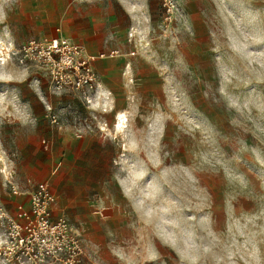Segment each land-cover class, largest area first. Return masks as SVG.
<instances>
[{
	"label": "rangeland",
	"instance_id": "374dc122",
	"mask_svg": "<svg viewBox=\"0 0 264 264\" xmlns=\"http://www.w3.org/2000/svg\"><path fill=\"white\" fill-rule=\"evenodd\" d=\"M95 11L112 29L97 33V53L140 69L121 133L114 99L56 94L10 53L75 37ZM84 129L96 145L68 155L69 192L77 210L122 208L128 264H264V0H0V220L52 169L58 132Z\"/></svg>",
	"mask_w": 264,
	"mask_h": 264
},
{
	"label": "built area",
	"instance_id": "2783aa9c",
	"mask_svg": "<svg viewBox=\"0 0 264 264\" xmlns=\"http://www.w3.org/2000/svg\"><path fill=\"white\" fill-rule=\"evenodd\" d=\"M10 53L19 64L44 71L56 94L75 90L89 102L90 94L98 90L95 57L65 36L30 40ZM12 191L19 194L18 187L13 186ZM28 202L27 207L18 203L16 216L0 220V264H81L86 247L68 218L55 214L49 182L38 183Z\"/></svg>",
	"mask_w": 264,
	"mask_h": 264
},
{
	"label": "crops",
	"instance_id": "0c3cea01",
	"mask_svg": "<svg viewBox=\"0 0 264 264\" xmlns=\"http://www.w3.org/2000/svg\"><path fill=\"white\" fill-rule=\"evenodd\" d=\"M92 13H95L94 16L90 15ZM82 19H88V24L85 21L80 22L76 29L77 36H70V33L61 30L64 34L60 36H65L81 44L88 55L95 57L93 64L98 76V90L94 94V99L98 102V105L103 103V107L107 104L110 106L111 101L114 99V103H116L114 112L118 114V110L122 109V104L128 103V91L125 89L129 85L128 75L131 73V69L136 74H139L140 69L134 65L131 67L128 64L129 58L126 53L118 54L117 51H111L108 55L106 53H97L100 52L96 49V44L98 43L97 33L112 30L107 27L108 14L103 11L89 12L87 15L82 14ZM142 83L139 82L137 85L139 86ZM120 131V129H117L116 133H121ZM96 137L97 135L94 131L85 129L59 131L57 139L63 152L51 156V159H54L55 162L53 166L51 165L52 169L49 170L44 178L39 180L31 179L28 180V183H33L32 191L42 181H47L51 185L55 196L53 205L55 214L65 215L70 218L76 230L80 231L84 245L91 254L90 258L84 259L81 264H128L133 261V258L128 255L126 246L129 245L133 236L131 232L134 230L132 224L122 212V208L112 206L104 209L100 208L99 205L84 207L85 202H79L81 209L77 210L78 206L74 204L78 202L76 196L73 195V192H69V186L74 185V178L72 171H68L70 166H72V159L68 155L70 154L71 156L75 148L82 150L91 149L96 145ZM45 149L51 153L53 148L50 143H47ZM63 169H65L64 173L68 176H62ZM32 191L25 194L24 197L20 196L16 202L24 203L27 207Z\"/></svg>",
	"mask_w": 264,
	"mask_h": 264
},
{
	"label": "bare ground",
	"instance_id": "6f19581e",
	"mask_svg": "<svg viewBox=\"0 0 264 264\" xmlns=\"http://www.w3.org/2000/svg\"><path fill=\"white\" fill-rule=\"evenodd\" d=\"M120 115L117 114V116H116L115 129H120L121 130L123 128V125L125 123V120ZM120 132H124V131H120Z\"/></svg>",
	"mask_w": 264,
	"mask_h": 264
}]
</instances>
